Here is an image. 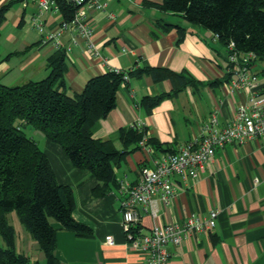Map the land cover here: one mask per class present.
Masks as SVG:
<instances>
[{"label": "crops", "instance_id": "1", "mask_svg": "<svg viewBox=\"0 0 264 264\" xmlns=\"http://www.w3.org/2000/svg\"><path fill=\"white\" fill-rule=\"evenodd\" d=\"M6 1L0 0V6ZM31 1V14L25 9L14 20L15 28H20L26 19L32 23L37 3ZM99 2L106 5L104 10H86L94 30L96 53L75 31L61 38L62 45L71 48L66 51L65 74L69 95L81 94L89 79L112 70L164 68L184 76L191 84L184 87L178 79L156 82L144 75L129 77V82L120 87L116 108L99 122L94 132V138L109 140L125 152L114 167L116 183L103 196L94 192L98 181L88 171L76 169L60 146L37 130L30 138L46 153L58 182L72 188L74 219L92 231L91 238H82L59 223L53 224L57 230L58 264H144L143 254L128 246L122 226L123 187L136 184L142 170L154 167L163 153L150 146L126 147L121 130L141 124L157 145L178 152L201 136L213 113L224 125L240 107L250 108L253 97L264 99V82L258 77L252 92H231L229 85L237 78V69L231 68L225 47L212 32L180 16L146 7L144 0ZM63 20L61 13L48 14L46 31L56 30ZM159 21L183 27V38L177 29H163ZM35 33L11 32L5 36L9 51L4 55L0 52L2 76L14 75L18 78L13 82L20 85L49 76V59L58 49L53 42L44 43L42 36ZM258 63L254 70L257 75ZM160 95L167 97L151 112L142 106L145 97ZM172 183L177 192L170 204L156 199L146 210H140L138 228L142 234L150 233L156 226L183 224L192 215L206 220L212 211L219 214L212 231L191 236L181 246L168 245L169 264H264V135L217 149L195 182L173 177ZM109 236L114 240L112 246L106 242ZM26 242L24 248L39 251L36 261L46 264L38 242L32 236H26Z\"/></svg>", "mask_w": 264, "mask_h": 264}, {"label": "trees", "instance_id": "2", "mask_svg": "<svg viewBox=\"0 0 264 264\" xmlns=\"http://www.w3.org/2000/svg\"><path fill=\"white\" fill-rule=\"evenodd\" d=\"M57 2L63 19L71 20L78 8L68 0ZM12 4L0 6V28ZM144 5L212 32L225 49L234 42L238 51L253 52L256 62L264 61V0H144ZM158 25L166 30L177 29L183 38V27L161 21ZM66 57L65 51L58 50L49 59L51 72L43 80L16 86L0 81V235L6 243V248L0 249V264H40L17 253L14 229L8 222L12 212L18 214L23 227L38 242L46 264H58L54 222L78 237H92L91 229L74 219L72 188L58 182L46 153L24 133V127H33L60 146L76 169L88 171L98 181L94 192L103 196L115 185L114 167L125 152L109 140L94 138V132L116 108L117 92L129 82L125 74L148 75L156 82L178 79L184 87L191 84L184 76L164 68L119 73L112 70L89 79L81 94L69 95ZM166 97H145L141 104L151 112ZM145 139V145L154 150L176 153L148 138L146 127L135 124L121 130L126 147L133 144L141 148ZM136 229L139 233L140 228Z\"/></svg>", "mask_w": 264, "mask_h": 264}, {"label": "built area", "instance_id": "3", "mask_svg": "<svg viewBox=\"0 0 264 264\" xmlns=\"http://www.w3.org/2000/svg\"><path fill=\"white\" fill-rule=\"evenodd\" d=\"M37 13L32 18V27L42 36L44 43L53 42L58 50L70 52L61 43L62 36L75 31L87 44L89 50L96 53L94 30L89 25L86 10L102 11L106 5L99 0H72L78 8L73 18L63 20L54 31L47 32L45 18L50 13H61L57 0H35ZM66 52V53H67ZM226 55L230 65L237 69V78L229 87L231 92H252L258 85V75L254 72L257 56L253 52L242 53L234 42L226 47ZM121 72L120 70H114ZM124 79L129 81L125 74ZM250 108L240 107L237 114L226 124L218 121L213 113L202 129V134L186 144L176 153L161 154L154 167L142 170L139 181L132 186L123 187L125 196L122 203V226L126 234L127 244L145 257L144 264H169L171 254L167 247L182 243L196 234L208 233L216 227L219 212L212 211L208 219L203 220L196 215L190 216L183 224H170L154 227L150 233L137 232L141 220L140 210H146L156 199L170 204L176 196L173 177L183 182L196 181L204 167L213 160L216 150L228 144H243L264 135V99L252 98ZM142 128L141 124H137ZM146 139L141 143L146 146ZM109 245H114L111 236L106 238Z\"/></svg>", "mask_w": 264, "mask_h": 264}, {"label": "rangeland", "instance_id": "4", "mask_svg": "<svg viewBox=\"0 0 264 264\" xmlns=\"http://www.w3.org/2000/svg\"><path fill=\"white\" fill-rule=\"evenodd\" d=\"M13 1V4L10 8V10L7 12V18L2 27L0 28V45L1 49L0 52L1 54H6L8 53V43L5 42V36L9 35L11 32H16L17 34H20V32H29L31 33H38V31L34 30L31 26V23L28 22L26 19L20 28H15L14 20H16L18 17L21 16L22 12L24 10H28V14H31L30 8L33 7V3L31 0H24V1H18V0H7L5 3H9ZM28 3V4H27ZM29 5V7H27ZM35 31V32H34ZM35 33V34H36ZM7 40V39H6ZM258 69L260 74L258 75L259 79L261 82H264V61L258 63ZM19 76V75H17ZM16 76L10 75L8 77L2 76L0 74V81L4 84H9L12 86L20 85V82H13ZM19 122H17L18 124ZM35 129L31 126L24 127L23 131L28 137H32V134ZM8 222L10 226L14 229V238H15V248L17 253L22 254L26 253L32 262H35L37 260V255L39 254V251H35L34 249L27 250V248H24L28 242H26V236H31V234L23 227L22 223L20 222L19 216L16 212H12L8 215ZM57 222H54V224ZM32 240V239H30ZM32 242V241H31ZM35 242V241H33ZM25 245V246H24ZM6 248V243L3 240L2 236L0 235V249H5Z\"/></svg>", "mask_w": 264, "mask_h": 264}, {"label": "water", "instance_id": "5", "mask_svg": "<svg viewBox=\"0 0 264 264\" xmlns=\"http://www.w3.org/2000/svg\"><path fill=\"white\" fill-rule=\"evenodd\" d=\"M70 3H72V0H68Z\"/></svg>", "mask_w": 264, "mask_h": 264}]
</instances>
